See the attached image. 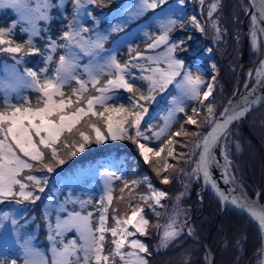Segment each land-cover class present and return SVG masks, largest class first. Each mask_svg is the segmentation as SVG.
I'll return each mask as SVG.
<instances>
[{"label":"snow or ice","instance_id":"1","mask_svg":"<svg viewBox=\"0 0 264 264\" xmlns=\"http://www.w3.org/2000/svg\"><path fill=\"white\" fill-rule=\"evenodd\" d=\"M29 2L30 0H10L7 6L16 10L19 18L7 28L0 27V52L13 54L16 64L22 62L16 54L40 53V48L34 44V38L39 37L41 32L38 22L49 21L50 10L54 6L52 0H37L35 8L28 7ZM184 2L185 0H179L180 4ZM95 3L97 0H73L75 16L79 17L82 12L86 13V5ZM166 3L167 0H138L135 11L129 12L125 23H130L157 8H162ZM259 4L260 15L264 17V0H259ZM210 7L214 10L217 4L213 3ZM208 15L211 16L212 11H209ZM252 20L255 23L257 17L253 16ZM190 23L204 31V27L195 16L191 18ZM177 25L183 26L182 21L168 18L159 21L158 35L145 33L150 40L146 44V50H154L161 45H166L162 53L152 56L136 51L135 57H130L128 61L121 63L115 54L101 56L106 36L99 34L95 38L86 36L85 34L90 30L83 27L78 19H74L67 25L68 30L59 37V43L49 38L46 49L48 55L44 58L46 67L41 68L39 72L26 68L23 74H20L15 66H12L16 78L26 87L35 90L38 93V99L36 105L32 106L30 100L22 97L25 101L23 105L7 103L5 109L0 110V203L12 200L22 203L40 199L29 190V185L43 192L44 188L40 185L46 181H42L36 175H24V173L37 170L52 172L54 170L52 162L65 163L60 156L62 150L67 155L75 156L77 152H83L85 146L91 143L103 144L109 139L131 140L138 146L146 162L152 164L155 160L156 164L161 165L154 167V171L159 176L161 172L168 173L175 167L168 162V159L175 154V145L179 142L176 138L191 135L198 138L193 144V149H201L192 174L198 179L202 174L205 184L211 183L224 201L231 199L233 205L245 209L258 221L260 230L264 232V205H257L244 196L230 198L213 179L214 167L219 164V160L214 158L213 147L221 139L226 140L228 125L245 116L249 109L237 106L239 108L237 110L231 107L233 102L229 101L230 107L225 108L221 114L223 118L216 119L215 105L209 100L213 94L214 83L205 84L198 74H193L191 70L185 68L184 60L176 58L175 53L182 48L183 41L169 43V32ZM18 26L21 33L27 34L28 37L23 43H18L14 39ZM213 26L219 33L220 29L215 21ZM117 30L118 28L112 29V31ZM57 49L64 50V54L59 55L58 60L53 55ZM131 51L134 49H130ZM208 51L211 52L212 49ZM80 53L91 57L87 64H80ZM101 59L103 63H100ZM134 60H146L149 63L148 66H144L134 63ZM161 62L165 64V67H159ZM53 63L56 66L53 73L49 75L47 65ZM152 64L157 66L152 67ZM213 67L215 68V65ZM135 68H140L142 73H148L141 77L147 81V94L134 82L135 76L132 70ZM77 69H81L80 74L86 75L87 79H80ZM105 75L108 78L101 84V77ZM212 79L215 82V77ZM73 82L78 87L72 88L70 94H66L65 86H71ZM174 82L180 89V95L172 97V107L167 110L163 126L153 130L152 125L148 124L142 131V121L149 111L146 104L155 102V93L164 92ZM257 82L264 83V76H261ZM89 85L94 89L95 94L86 95ZM202 85L206 90H202ZM5 88L7 101L8 90L12 88V85L9 83ZM120 90H126L132 94L130 103L112 102ZM242 99L247 98L242 97ZM189 100L196 101L198 105L206 108L203 121L198 119L200 116L198 107H192V115H188L186 108ZM205 101H208L206 105ZM177 113H184L186 124L194 125L197 129H200L202 124H208L211 130L206 133L201 131L189 133L182 124L179 130L170 131L176 122ZM165 135L167 139L162 140L161 138ZM153 139L160 141L158 147L150 146ZM142 140L144 142H141ZM185 155V153H179L180 157ZM189 155H195V152L192 151ZM230 166L231 161L228 159L227 143H225L222 178L226 182L233 183V177L229 174ZM180 171L182 172L183 169ZM113 179L123 180L124 187L120 189L121 193L129 188L130 184L133 186H138L140 183L147 184L149 193L139 196L144 204L154 202V205H160L162 198L168 195L165 191L154 187L148 177H144L143 181L130 182L123 177H117L114 172L108 173L106 191L99 201L95 226L92 212L83 214L74 211L63 218L57 215L54 225L50 220L48 221V239L52 242L51 264H116L117 258L121 264H149L146 258L150 255L148 245L141 239L135 238L137 234L141 236L149 234V220L145 218L143 206L132 205L129 202L128 211L124 216L113 215L111 219L114 223L109 226V206L113 203ZM161 183L169 184V175H163ZM120 198L123 199V196ZM91 202L88 200L80 203L83 207ZM157 215H159L158 212ZM2 216L5 221L10 220L11 224L16 225L17 221L10 213L5 212ZM129 226L134 230L130 231ZM72 230L79 233L82 243L78 244L76 239L64 243L65 233ZM187 231L189 234L192 233L191 228ZM182 232L184 227L178 225L174 217L165 227L161 246L167 247L179 239ZM108 234L112 237L110 241L112 248L106 255L105 245L108 243ZM130 237L132 238L129 239ZM125 246L131 251L126 252ZM22 249V264H49L44 253L32 245L31 238L24 241ZM260 255L264 256V251ZM11 264H17V260L12 259Z\"/></svg>","mask_w":264,"mask_h":264},{"label":"trees","instance_id":"2","mask_svg":"<svg viewBox=\"0 0 264 264\" xmlns=\"http://www.w3.org/2000/svg\"><path fill=\"white\" fill-rule=\"evenodd\" d=\"M105 1L109 0H97V3L89 6L94 13H99L105 10L98 8L100 3ZM209 1L210 0H203V3H201L200 0L198 6L190 5L188 15L184 19V21L186 20L188 22L183 24V26L177 25L175 28H173L174 32H172V35L174 37L184 36L183 46L196 47V52L193 55H198L199 53L197 52L201 49H206L208 47L212 49L211 53H209L210 66L204 67L201 69V71L204 76L203 80L205 84L213 80V77H217L220 80V85L218 81L215 82V89H213L212 96L209 97V100L213 101L216 115H218L224 106L223 102L221 101L224 100L225 103L235 87L237 70H235L233 73H226L228 70L225 68L226 66H229V64L228 62L227 65L225 64V54L222 52L219 53L217 51L215 47L216 43L213 44L211 42L205 41L204 38H201V33L205 31L206 24L209 19V17L204 13L203 8L206 7ZM235 1L238 4L239 14L241 16V0H221L224 13L229 12L228 10H225L224 6H227L229 9ZM242 4L246 9L248 8V3L246 0H242ZM199 6H201V11L198 13L197 9ZM67 10L70 15L75 11L73 7V0L69 2ZM220 12L223 17V11ZM151 13L152 12H149L147 17L151 15ZM190 16H195L197 18L200 24L204 27V31H201L199 27L191 25ZM50 21H53L54 24H51L47 29L43 28L41 35L36 37L37 41H34L36 47L40 48V53L29 54V58L26 62L27 68H31L37 72H39L42 66H44V63L41 62L43 56H46L47 54L46 49L49 38L59 40V37H61L62 33L64 32L63 23L66 24L65 19H60L57 14L56 16L52 17ZM9 22L10 19L6 15V12H1L0 27L6 26ZM221 22L223 23L222 19ZM222 25L226 31H230V34L232 33V28H229L226 23L225 25L224 23ZM14 39L18 43H23L25 40H27V35L21 33L20 29H18L15 32ZM183 46L181 49L177 50V53L185 62L192 65L193 62L190 57L193 55H190V53L184 51ZM263 47L264 42L262 43L260 49L257 51L252 50L253 55L256 57L254 60L248 59L247 63L244 65L243 77L240 87L245 77L247 78L245 80L246 87H250L252 85V81L249 80L247 75V70L262 55ZM139 48L140 46H137L136 51H139ZM233 49L232 45H230L227 54L230 55L232 53L234 55ZM136 51L133 55H136ZM36 56L41 57L36 58ZM232 57L233 56H231V59H229L232 60ZM240 60L241 56L238 58V66ZM21 64L24 65L23 63ZM213 65H215V68ZM54 68L55 64L53 63L51 64L50 68H48V71L52 72ZM77 73L80 74V72ZM80 78H82V74H80ZM104 79L105 77H101V84H103ZM138 83L144 86L147 85L145 81H138ZM75 87H78V85L73 82L71 86L66 85L64 91L66 94H70L71 89ZM202 90H205L204 87ZM92 94H95V91L90 85L89 91L86 93V95ZM118 95L120 98H116L112 102L127 104V95L132 94L128 93L126 90H120ZM22 97L30 100L32 106H35L38 99V93L35 90L32 92L26 91L21 95L16 94L11 100L6 101L3 93L0 92V110L5 109L7 103L15 104L17 106L23 105L25 101L22 99ZM160 103L165 104V101L161 100ZM207 103L208 101L204 102L205 105ZM157 106L158 105L156 102L155 104L153 102L146 104V107H148L149 111L146 114L144 121H142V131L148 124L152 125L153 130H157L161 127L162 118L160 116H155L153 120L149 118ZM192 107H198L200 111V116L198 119L203 121V118L206 115V108H204L203 105H198L197 102L195 104H188L186 108L188 115H192ZM185 120L186 116L184 113H180L178 118H176V122L172 125L170 131L174 132L179 130L180 126L183 124L189 133L193 131H201L202 133H205L210 126L208 124H202V127L197 129V127L194 125L186 124ZM256 122L259 124V126L263 125L264 129V104L249 112L245 119L236 122L230 128L229 134L227 135L226 140H224L225 143H227V149L228 146L231 148L230 150H227L228 157L232 158V168L237 180L244 183L247 179L251 185H259V188L262 189L261 198L264 199V134L262 135L259 129H256V126L253 125V123ZM233 132L235 137L231 138V134ZM161 139H167V135ZM176 139L179 142L175 145V154L173 157L168 159V162L175 165V167L169 170L168 173L161 172V174L158 176L154 171V167H160L161 165L156 164L155 160L152 164L146 162L143 159V156L140 154L138 146L133 141L120 140V143L116 144L112 143L113 140L109 139L103 144H88L85 146V150L83 152H77L75 156L67 155L66 152L62 150L60 156L65 160L64 164L52 162L54 168L52 172H47L46 170L34 171L36 176L40 177L42 181H46L42 182L40 185V187L44 188V191L40 192L33 187L31 191H33L35 195L39 196L41 199L44 193H46L52 186V184L53 186H56L58 181L62 178H64V180H68L67 183L61 187L59 192L60 195H58L57 192L54 193L58 199H65L64 204L70 210H76L82 213L92 212L93 224L95 226L98 216L99 201L100 198L105 195V192L103 189L100 191L97 185L91 183V176L88 174L82 176L78 181L75 182H72V179L81 170L97 166L102 167V160L107 155H113L118 159L120 164L118 170H116L117 177H123V179L130 182L143 181L144 177H148L154 187L168 193L165 198H162L160 205H154V202L144 204L142 201H140L139 196L149 193L147 184L140 183L138 186H133L130 184L129 188H126L125 191L121 193L120 189L124 187L123 180L114 179L112 182L113 203L111 206H109V226H112L114 223L111 219L113 215L124 216V214L128 211L129 202H131L132 205L140 204L143 206L145 218L149 220V234L147 236H141L137 234L135 238L141 239L148 245L150 255H147L146 258L148 259L149 264H208V252L203 243H206L210 251L214 254L213 264H259L261 259L260 250L262 248V236L260 231L243 214L228 208L222 209L220 202L216 200L211 195V193H209L207 190L204 191L201 189V177L198 179L192 174L193 169L196 167V159H198L200 149H193V144L198 138L189 135L187 137L181 136ZM141 142L144 141L142 140ZM159 143L160 141L153 139L150 143V146L158 147ZM192 151L195 152V155H189ZM179 153H185L186 155L185 157H180ZM180 169H183V171L181 172ZM165 174L169 175V184L161 183L163 175ZM121 196H123V199L120 198ZM178 197L179 199H177ZM88 200H91L92 202L90 204H85L82 207L80 202ZM173 201L179 203L181 207L187 208V215L184 218L185 222L190 217V215L194 213L192 217L193 219L190 221V226L192 229V234L195 238H197V240H194L189 235L185 228L184 222V232L181 233V237L170 243L167 247L161 248L158 245L161 234L157 230V225L163 228L166 221L169 222L168 212L169 210L174 211V209H170V205ZM118 202L123 204V206L118 207ZM0 206H2V204H0ZM39 207L40 204L38 205L37 201V208L35 206V209H39ZM153 207H155V211H153ZM157 212L159 215H157ZM26 228H30L29 223L26 224ZM129 230L133 231L134 229L129 226ZM76 234V231L72 230L67 232L64 236L65 238H71ZM131 238L132 237L129 239ZM111 239V235L108 234V243L105 245V252L107 254L112 248L110 243ZM124 250L127 252L129 248L125 246ZM7 255L8 254L0 253V264H8ZM19 260L20 254L18 256V261ZM116 264H121L118 258L116 260Z\"/></svg>","mask_w":264,"mask_h":264},{"label":"rangeland","instance_id":"3","mask_svg":"<svg viewBox=\"0 0 264 264\" xmlns=\"http://www.w3.org/2000/svg\"><path fill=\"white\" fill-rule=\"evenodd\" d=\"M70 1L71 0H52V3L54 6L50 10L51 18L58 14V17L60 19L62 20L65 19L66 24L63 23V31L68 30L67 25L71 21H73L74 19H78L81 22L83 27L90 30L88 33L85 34L86 36H90L92 38H95L97 34L106 36L107 39L104 41V51L101 52V56L107 57L110 54H115L121 63L128 61L130 57H135V55L133 54H135L134 52L136 51L137 46H140L138 50L140 52H143L145 55L155 56L157 54L162 53L165 50L166 45H161L160 47L154 50H146V44L149 43L150 40H148V38L145 36V33H149L153 36L158 35L159 34V21L165 20L168 18L182 21V25L187 23L188 21L186 20L184 21V19L188 15V10L190 8V5L198 6L200 2V0H185L183 4H180L179 0H167V3L162 8H157L154 11H150L152 13L148 17H147V14L149 12L138 17L137 19L133 20L130 23H125V20L128 18L129 12L135 11L136 6L138 4V0L105 1L103 3H100V6L98 7L99 9H105V10L99 13H94L93 10L90 8V6L86 5V13L82 12L79 17L75 16V11L71 15L68 12L67 7ZM36 2L37 0H30L28 7L35 8ZM9 3H10V0H0V13L6 12V15L10 19V22L6 26H4L5 28L10 26L14 21H17L19 18L18 12L14 10L13 8L7 6ZM213 3L217 4V8L214 10L211 9L210 7ZM200 7L201 6H199V12L201 11ZM221 8H222L221 0H210L209 3H207L206 7L203 8L204 13L209 17V19L207 21L205 31L201 33V38H204V40L207 42H211L213 44L216 43L215 47L217 51L219 53L222 52L223 54H225V64L227 65V62L229 64V66H226L225 68L228 70L226 73H229V72L233 73L235 70L238 71V68H239L237 62H238V58H240V56L242 57V54H243V50L245 46L244 41H245L246 28L249 31H248V39H247V47H246L247 49H246L243 67L247 63L248 59L254 60V58L256 57L255 55H253L252 50L257 51L258 49H260L262 43L264 42L263 33L260 29V23H259L258 18L254 23L252 20V17L256 15H253L252 13L250 15L247 14L248 8L246 9L244 7V5L242 4V0H241V16L239 14L238 4L236 1L233 3L231 8L229 9L227 8V6H224L225 10L229 11L228 13H224L223 8L222 10ZM209 11H212L211 16L208 15ZM220 11H223L224 13L223 17ZM246 15L248 18L246 17ZM192 17L193 16H190V20ZM221 19L224 25L226 23L229 26V28H232L231 34H230V31L225 30L224 26L222 25L223 23L221 22ZM214 21L217 23L220 29L219 33H217L216 29L213 26ZM38 23H39V27L41 31L43 28L47 29L51 24H54V22L50 20L49 21L41 20ZM113 28H118V30L112 31ZM18 29H20L19 26L16 28V30ZM172 32H174L173 29L169 32V37H170L169 43H179L180 41H184V36L174 37L172 35ZM40 35H41V32H40ZM52 40H57L58 43L60 42L58 39H52ZM34 41H37L36 37L34 38ZM230 45H232V49L234 48L233 49L234 55L232 53L230 55L227 54V52L229 51ZM130 49H134V51L130 52ZM208 49H210V47L206 49H201L200 51L197 52L199 53L198 55H193L196 52V47L183 46L184 51L190 53V55H193L190 57L193 62L192 65L185 62V68L188 70H191L193 74H198L202 79H204V76L202 74L201 69H203L204 67L210 66L209 53L211 52H209ZM61 50L57 49V51L53 54L57 60H58L60 53L61 54L64 53V50L62 51ZM263 52L264 51H262V53ZM47 55H48V52L46 56ZM175 55H176V58L182 59L178 55L177 52L175 53ZM16 56L22 60L21 63H23L24 65H22L21 63L16 64L15 59H13V54L0 52V92L3 93V95L5 96V90H6L5 86L9 83L12 85V88L8 90L7 100H11L16 94L21 95L26 91H29V92L34 91L33 89L26 87L22 81L16 78V76L13 74V67H12L14 65L15 69L20 74H23L24 69L27 68L26 62L29 58V55L20 53V54H16ZM46 56L45 55L43 56L41 63H44V58ZM80 56H81V59H80L81 65L87 64L89 60L91 59V57L85 55L84 53H80ZM231 56H233L232 60H230ZM40 57L41 56L39 57L36 56V58H40ZM103 62H104L103 59H101L100 63H103ZM133 62L139 63L144 66H148V63H149L146 60H134ZM262 62H264V60H262L260 56L256 60V62L252 66H250L247 70L248 72L247 75L249 77V80L253 81V83L264 72V66H262ZM50 66L51 65H47L48 68H50ZM151 66L156 67L157 65L152 64ZM44 67H46L45 63H44V66H42V68ZM159 67L163 68L165 67V64L161 62ZM135 69L132 70L133 75L135 76L134 82L137 84V87H140L147 94V85L144 86L142 84H139L138 81L139 82L145 81L141 79V77L143 75H147L148 73H142L140 68H135ZM77 72L81 73L82 70L77 69ZM52 73L53 71L52 72L48 71L49 75H51ZM102 77H105L104 81L108 78L106 75ZM80 79H87V76L82 74V78ZM246 79H247L246 77L243 79V83L240 87V89L242 90L246 88V81H245ZM217 81L220 85V80L217 77H215V82ZM145 82L147 83V81ZM215 82H213V80L209 82V83H214V89H215ZM201 87L203 88V85ZM118 94L119 92L116 94V98H120ZM155 95H156L155 102L157 103L158 106L155 108V110L152 112V115L149 118L153 120L155 116H160L162 118V123H161V127H162L164 124V117L167 115V110L170 107H172V97L179 96L180 89H178L175 86V82H174L173 84L169 85L165 89L164 92L155 93ZM131 99H132V95H127L126 103L127 104L130 103ZM161 100H164L165 104L160 103ZM155 102L153 103L155 104ZM221 102H223L224 105L226 104V102L224 103V100ZM195 103L196 101H193V100L187 101V105L195 104ZM179 114L180 113H177L176 118H178ZM217 116L218 115H216V117ZM253 125L256 126V129L257 128L259 129L262 135L264 134L263 125L259 126L257 122L253 123ZM230 128L227 130V135L229 134ZM112 143L119 144L120 140L113 141ZM221 146H222V149L224 150V146H225L224 139H222L221 141ZM228 159L231 161V166H232V163H233L232 158L228 157ZM101 164H102L101 165L102 167L97 166L93 168H86L84 170L79 171L76 174V176L72 179V182L78 181L82 176L88 174L89 176H91V183L97 185L100 191H102L103 189V191L105 192L106 191V181L108 179V173L114 172L116 173V176H117L116 170H118L120 164H119L118 159L115 158L113 155H107L102 160ZM222 166L223 165L220 164V167L223 172ZM24 174L35 175V172L33 171L32 173H28L26 171V173ZM223 175H224V172L222 176ZM67 181L68 180H64V178H62L58 181V184L56 186H53L52 184L49 190L46 193H44L43 197L39 200L24 201L22 203H16L15 200H12V201H5L3 203H0L2 204V206H0V253L8 254L7 255L8 264H11L12 259H16L17 264H22V261H23L22 245L24 244V241L29 238H31L32 245L36 249H38L40 252H43L44 255L47 257L49 264H51L52 242L48 239L49 237L48 221L50 220L52 224L54 225L57 215L63 218V217H66L68 214L74 212V210L73 211L70 210L64 204L65 199L63 198H62L63 200L60 198L58 199V197L54 193V192H57L58 195H60L59 194L60 189L63 185L67 183ZM25 183H29V182L25 181ZM227 183L230 186L237 189V186H235L234 183H229V182ZM238 186L241 189V184L238 183ZM32 189H33L32 186L29 185V190H32ZM37 201H38V205L40 204L39 209H35V206L37 208ZM122 206L123 204L118 202V207H122ZM170 209H174V211L169 210L168 212L169 222L166 221L163 228L159 227L157 229L158 232H160L161 234L160 240L158 241L159 242L158 245L161 248H164L161 246V244H162V236H163L165 227L169 223L172 222V219L174 217L176 218L177 224L183 226V223L185 222L184 218L187 215L186 214L187 208L181 207L179 203H177L176 201H173L171 203ZM5 212L10 213L11 216L15 218V220L17 221L16 225L11 224L10 220L5 221L3 219L2 214ZM75 212H80V211L75 210ZM83 214H87V213H83ZM109 221H110V218H109ZM27 223H29L30 225L29 229L26 228ZM188 228H191L190 222L188 223ZM76 233L77 234L71 238H65L64 236L63 237L64 243H69L73 239H76L78 244L82 243V241L79 239V233L78 232ZM189 235L194 240H197V238H195L192 233ZM57 239H60V238L57 237ZM57 247H60V245H57ZM128 251H131V249L129 248ZM19 254H20V260L18 261ZM105 254L107 255L106 252Z\"/></svg>","mask_w":264,"mask_h":264},{"label":"water","instance_id":"4","mask_svg":"<svg viewBox=\"0 0 264 264\" xmlns=\"http://www.w3.org/2000/svg\"><path fill=\"white\" fill-rule=\"evenodd\" d=\"M246 1L248 3V12H247V14L250 15L252 13V14L256 15V17L258 18L259 23H260V29H264V17H261L260 12H259V8H260L259 0H255V4H253V0H246ZM246 17H247V15H246ZM262 33H263V40H264V31H262ZM247 39H248V30L246 28V30H245V46H244L243 54H242V57H241V60H240V64H239V68H238L237 75H236L237 77H236V81H235V87H234V89H233L228 101L226 102V104L224 105L222 110L219 112V114L216 117V119L217 120H221L223 118L221 114L223 113L225 108L230 107L229 101L233 102L231 107H233V105H234V103L236 101H241V103H239L237 106H239V107H247L249 110L246 112L245 116H243V117H241V118H239L237 120H234L231 124H229L228 125V129L235 122H238V121L244 119L249 112L253 111L257 107H259V106L264 104V83H258L257 82L258 80H260L261 76H264V72L254 83H252V85L250 87H246V88H244V90H239V87H240V84H241V81H242V77H243V64H244V59H245V54H246V49H247L246 48L247 47ZM263 51H264V47H263ZM261 58H262V60H264V52L262 53ZM242 97H246L247 99L244 100V99H242ZM237 106H234L233 108H237ZM237 110H239V108H237ZM210 130H211V127L209 128L208 131H210ZM221 135H223V134H221ZM221 141H222V139L218 142L217 146L220 149L221 160H222V163L224 164V151H223V149L221 147ZM214 147H213V150H214ZM200 151H201V149H199V153H200ZM198 159H199V154H198ZM220 170H221L220 171V175H221V177H223L222 176L223 172H222L221 167H220ZM229 172H230L231 176L233 177L234 185L237 186V189L236 188L235 189L238 190L241 193V196L247 197L251 201L255 202V204H257V205H264V199H262V200L260 199V191H257L254 196L249 195L244 190V188L242 186V183H241V189L239 188V186H238L239 182L237 181V178H236V176L234 174V171H233L231 166L229 167ZM200 187H201V189H203V190L205 189L208 192H210L211 195L216 200H218L220 202V204L222 206V209H225V208L232 209V210H235V211L243 214L244 216H246L258 228V230L260 231L261 236H262V248L260 250V253L262 251H264V232H262L260 230L258 221L256 219H254L245 209H242V208H240V207H238L236 205H233L231 203V199L229 201H227V202L224 201L219 196V194L217 193L216 189H214L211 186V183H209V184H205L204 183V180L202 178V174H201V185H200ZM220 189L222 191H224L221 187H220ZM225 194L228 195L226 192H225ZM229 197L231 198V196H229ZM193 215H194V213H192L190 215V217L187 219V221L185 223L186 230L188 229V223L192 219ZM203 244L205 245V248H206V250L208 252V260H209L208 264H213L214 254L211 253V251H210V249H209V247L207 246L206 243H203ZM259 264H264V256H261Z\"/></svg>","mask_w":264,"mask_h":264},{"label":"bare ground","instance_id":"5","mask_svg":"<svg viewBox=\"0 0 264 264\" xmlns=\"http://www.w3.org/2000/svg\"><path fill=\"white\" fill-rule=\"evenodd\" d=\"M254 15V14H253ZM248 18V17H247ZM245 25V24H244ZM246 28V27H245ZM249 31V30H248ZM239 103H241V101H236L233 105L234 106H237ZM213 155H214V158L219 160V164H217L215 167H214V170H213V178L218 182V185L231 197L235 196V197H241V193L236 190L234 187L230 186L227 182H225V180L221 177L220 175V164H223L222 163V160H221V154H220V149L219 147L216 145L214 147V150H213ZM185 214V213H183ZM187 214V213H186ZM197 215V214H196ZM193 219V218H192ZM199 224V223H198ZM217 225V224H216Z\"/></svg>","mask_w":264,"mask_h":264},{"label":"flooded vegetation","instance_id":"6","mask_svg":"<svg viewBox=\"0 0 264 264\" xmlns=\"http://www.w3.org/2000/svg\"><path fill=\"white\" fill-rule=\"evenodd\" d=\"M197 12L199 13V8L197 9ZM244 43H245V41H244ZM233 137H235L234 132L231 134V138H233ZM230 149L231 148L228 146L227 150H230ZM241 183H242V186H243L244 190L251 196H254L257 191H260V199L262 200V198H261L262 189L259 188L260 187L259 185H257V184L256 185H251L250 182L247 179H246V181L244 183L243 182H241ZM259 189H261V190H259ZM230 210H232V209H230ZM233 211H235V210H233Z\"/></svg>","mask_w":264,"mask_h":264}]
</instances>
